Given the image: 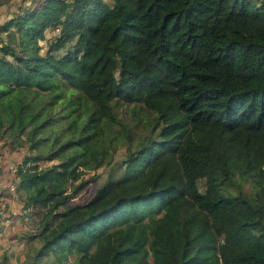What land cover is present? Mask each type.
I'll return each instance as SVG.
<instances>
[{
    "label": "trees",
    "instance_id": "1",
    "mask_svg": "<svg viewBox=\"0 0 264 264\" xmlns=\"http://www.w3.org/2000/svg\"><path fill=\"white\" fill-rule=\"evenodd\" d=\"M115 102L153 114L134 147ZM0 138L22 149V207L44 209L38 255L264 264V0L21 8L0 24ZM121 146V171L70 202Z\"/></svg>",
    "mask_w": 264,
    "mask_h": 264
},
{
    "label": "crops",
    "instance_id": "2",
    "mask_svg": "<svg viewBox=\"0 0 264 264\" xmlns=\"http://www.w3.org/2000/svg\"><path fill=\"white\" fill-rule=\"evenodd\" d=\"M35 1L0 0V24ZM21 154V148L8 149L4 139L0 138V177L4 175L5 164L17 162ZM28 215L29 212L22 207L21 200L15 194L0 189V264H27V247L32 238L27 237V233L32 230Z\"/></svg>",
    "mask_w": 264,
    "mask_h": 264
},
{
    "label": "rangeland",
    "instance_id": "3",
    "mask_svg": "<svg viewBox=\"0 0 264 264\" xmlns=\"http://www.w3.org/2000/svg\"><path fill=\"white\" fill-rule=\"evenodd\" d=\"M113 106L117 116L133 132L134 135L130 140V144L132 147H134L136 143L135 140L138 138L140 139L149 132L152 124L153 114H151V116L149 114L143 113V111L137 104L122 105L119 102H115ZM125 153V147L121 146L115 150L112 156V160L109 163L102 164L94 169L92 168L85 170L82 175L86 179L85 185L79 192H77L73 197L70 198V202L85 201L109 172L118 174L122 169V165H115V167L113 165L115 164V162L124 157ZM241 186L245 189V191H251V184L249 180L242 181ZM43 210V208L35 207L34 211L29 213V223L32 232L38 231L40 226V224H38V218ZM41 243L42 238L40 235H36L31 238L29 248L27 247L28 250L25 258L27 264H74L72 256H68V258L64 259L63 261H57L52 253L38 255L36 252ZM0 261H2V257H0Z\"/></svg>",
    "mask_w": 264,
    "mask_h": 264
},
{
    "label": "built area",
    "instance_id": "4",
    "mask_svg": "<svg viewBox=\"0 0 264 264\" xmlns=\"http://www.w3.org/2000/svg\"><path fill=\"white\" fill-rule=\"evenodd\" d=\"M15 163L16 162L6 163L4 168V175L0 177V189L5 190L12 194H14L15 185H16Z\"/></svg>",
    "mask_w": 264,
    "mask_h": 264
}]
</instances>
